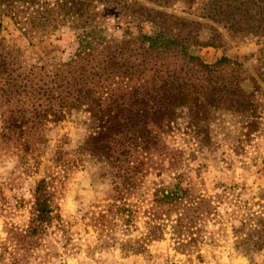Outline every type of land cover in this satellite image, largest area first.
I'll return each instance as SVG.
<instances>
[{"label":"trees","instance_id":"1","mask_svg":"<svg viewBox=\"0 0 264 264\" xmlns=\"http://www.w3.org/2000/svg\"><path fill=\"white\" fill-rule=\"evenodd\" d=\"M5 17L29 43L67 33L68 58L29 61L3 34ZM249 40L260 45L255 70L264 80V0H0L1 142L46 141L73 114L88 129L76 149L57 139L55 172L36 182L27 221L4 222L0 263L30 264L53 243L70 246L59 199L85 157L109 167L110 188L82 213L101 245L132 250L168 230L177 251L201 259L209 224L229 223L235 251L263 250L264 188L246 198L237 184L210 195L188 185L190 164L213 152L217 114L244 115L248 137L262 119L261 88L247 69L196 51ZM139 214L144 235L132 238Z\"/></svg>","mask_w":264,"mask_h":264},{"label":"rangeland","instance_id":"2","mask_svg":"<svg viewBox=\"0 0 264 264\" xmlns=\"http://www.w3.org/2000/svg\"><path fill=\"white\" fill-rule=\"evenodd\" d=\"M2 26L9 42L19 46L31 62L64 61L69 56L70 38L67 33L57 39L29 43L20 36L9 18H2ZM259 48V43L249 40L196 51L207 63L227 57L247 69L261 88V99L255 100L262 119L259 131L248 137L243 134L244 115L229 112L216 115V123L209 127L215 142L213 152L203 149L197 160L190 164L193 170L188 174V185L195 193L210 195L220 191L222 185L237 184L244 186V197L250 198L258 188H264V80L255 70ZM245 85L251 88L249 80ZM83 117L82 114H73L58 125L48 140L27 146H24L23 138L5 144L0 137V243L6 236L4 222L24 224L29 217L36 182L55 172L52 159L57 139L65 136L70 148L76 149L88 135V129L82 123ZM238 138L242 141H237ZM234 145L241 151L239 154L231 150ZM110 186L107 163L91 157L83 158V165L66 180L59 199L60 213L70 223L72 242L66 248L62 243H53L48 256L32 258L30 264H264V249L250 256L234 250L229 223L221 229L218 224H209L207 228L213 231V239L199 247V253L203 255L201 259L197 258V252L186 254L177 251L168 230L162 240L140 247L136 245L132 250L121 249L118 244L101 245L93 228L85 227L88 219H82V213L91 202L102 198ZM144 219L139 214L137 230L131 232L132 238L144 235ZM206 236H209L208 232Z\"/></svg>","mask_w":264,"mask_h":264}]
</instances>
